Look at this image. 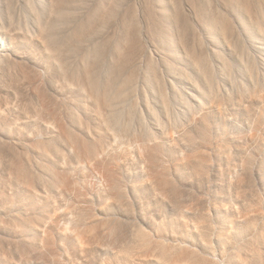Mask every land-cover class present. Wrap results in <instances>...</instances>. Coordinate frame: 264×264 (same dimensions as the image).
I'll return each instance as SVG.
<instances>
[{"label":"rangeland","instance_id":"rangeland-1","mask_svg":"<svg viewBox=\"0 0 264 264\" xmlns=\"http://www.w3.org/2000/svg\"><path fill=\"white\" fill-rule=\"evenodd\" d=\"M143 1L88 31L68 72L37 47L13 64L51 93L28 96L37 122L9 112L33 177L13 183L0 156V264H264V0L217 20L180 5L163 33ZM13 2L10 25L34 34Z\"/></svg>","mask_w":264,"mask_h":264},{"label":"bare ground","instance_id":"bare-ground-1","mask_svg":"<svg viewBox=\"0 0 264 264\" xmlns=\"http://www.w3.org/2000/svg\"><path fill=\"white\" fill-rule=\"evenodd\" d=\"M111 1L112 0H110V3ZM118 1L119 0L112 1V3L107 7L106 2L109 3V1L104 0H93L92 2L89 0H16V3L25 9V12L27 13L26 17L28 18L27 22H34L35 33L33 34L30 33L25 27L20 29L16 26L10 25L13 22V18H15L16 4L13 2V0H0V2H5L4 6L7 10V15L10 17L8 19L10 28L5 29L4 27V29H2V25V28L0 27V156H5L7 158L9 155L12 159L11 163L6 161V164L5 162L7 166H5V168L10 170V176H12L11 180L13 183H27L28 188L30 189L33 175L31 169L28 167V164L24 159L25 156L23 158L22 156L17 157L15 155V147H18V145H13L14 143L8 140L10 133L9 131L7 132L6 128H8L7 126L9 124L13 123L14 120H11V118H15V112L21 113V115L23 114L24 117H26L27 122H37L38 119H40V116L38 117L37 115L35 116L34 114L30 113V108L32 105L28 102V96L32 91L33 93L35 91L37 95V91H39V94H41L40 96H43L42 98L49 97V94L51 93L50 92L47 95V90L44 88L46 85H48L47 81L43 83H37L38 76L36 72L30 70L23 71V68L19 66L22 70V72H20L22 75L18 74L17 72L14 74L11 69H16L17 67L13 66V64L18 62L22 65L26 63L27 60H35L36 57L33 55L32 50L34 47H37L46 54L45 61L47 62L48 66L52 67L56 72L61 71L63 68H66L68 72L67 66L69 65L67 64L68 60L66 59V55L70 52H79L84 49L83 47L88 41L87 38L92 37L87 34L88 31L95 34L107 33L111 31L113 32V30L110 29L112 25L111 23L117 20L115 16L116 13H118V7L123 5L124 0H121V2L123 1L122 3L119 1V4L121 3L122 5H119L117 3ZM159 1L162 2V8L164 6L169 7L172 12L168 15H166V13L164 14V10L161 8L160 4H156ZM261 1L262 0H145L143 2H146L148 7L146 8L144 5V8L147 9L148 15L144 13H138L139 16L141 15L143 18L144 15L145 18L148 16L150 22L156 25L153 28H156L157 33H163L168 29L173 30L174 28H179V24L173 25L174 22L170 23V21L171 19L174 20L180 14V12H177L180 5H185L189 9H192L194 11V18L197 20H208L210 18H215L217 20L222 14L226 15V11H233L237 13L244 12V6H251L252 4L257 5ZM13 4H15V6ZM121 8L120 11H122ZM144 8H142V10ZM138 13H136V15H138ZM124 15L125 14L123 13V16ZM48 16L50 17V20L47 19L48 21L46 25L42 18H48ZM112 19L115 20L113 21ZM91 20H93L95 27H89L90 30L89 28L83 29L82 26L85 23L88 24V22ZM130 20H123L125 22H130L128 23V26L126 25L127 28L130 27L127 30V35L137 34V28H140V26L136 23L137 21L135 18L133 21ZM185 28L186 27H184V29ZM186 31L187 29L185 32ZM71 33H75L73 36L74 43L72 44L68 42L69 37L72 36H70ZM129 47L132 48L133 44H131ZM74 73L75 71L73 74ZM49 81L52 83V79ZM44 90L46 91L44 92ZM41 92L44 94L42 95ZM46 99L48 100V98ZM12 101L14 102V105L11 106L10 104H7ZM29 104L31 106H29ZM16 106L19 108L17 109ZM46 110L48 109L46 108ZM9 112H14L15 115L12 117L11 114V117H9ZM21 118L19 120H22ZM15 119H17V117ZM24 121L25 120H23V122ZM15 123L16 122H14V125ZM43 124H45V122ZM11 129L10 131H12Z\"/></svg>","mask_w":264,"mask_h":264}]
</instances>
